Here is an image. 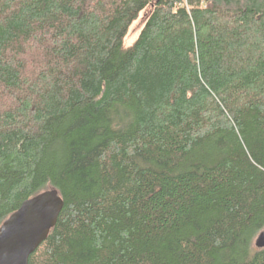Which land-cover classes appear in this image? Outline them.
<instances>
[{
    "label": "trees",
    "instance_id": "trees-1",
    "mask_svg": "<svg viewBox=\"0 0 264 264\" xmlns=\"http://www.w3.org/2000/svg\"><path fill=\"white\" fill-rule=\"evenodd\" d=\"M51 188L28 264H264V0H0V225Z\"/></svg>",
    "mask_w": 264,
    "mask_h": 264
},
{
    "label": "water",
    "instance_id": "water-1",
    "mask_svg": "<svg viewBox=\"0 0 264 264\" xmlns=\"http://www.w3.org/2000/svg\"><path fill=\"white\" fill-rule=\"evenodd\" d=\"M62 207L63 200L54 188L22 201L0 225V264H28L29 256L46 239ZM253 245L264 248V229Z\"/></svg>",
    "mask_w": 264,
    "mask_h": 264
},
{
    "label": "rangeland",
    "instance_id": "rangeland-1",
    "mask_svg": "<svg viewBox=\"0 0 264 264\" xmlns=\"http://www.w3.org/2000/svg\"><path fill=\"white\" fill-rule=\"evenodd\" d=\"M149 10H144L141 12L139 18L131 25L126 37H125V40H124V44L125 46H129L134 40L135 38L137 37L141 27H142V24L144 22V19L146 17V15L148 14Z\"/></svg>",
    "mask_w": 264,
    "mask_h": 264
}]
</instances>
